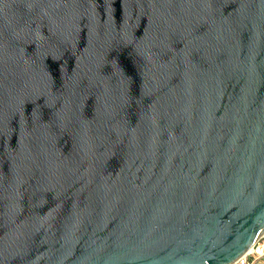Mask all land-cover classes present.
Masks as SVG:
<instances>
[{
  "label": "water",
  "instance_id": "obj_1",
  "mask_svg": "<svg viewBox=\"0 0 264 264\" xmlns=\"http://www.w3.org/2000/svg\"><path fill=\"white\" fill-rule=\"evenodd\" d=\"M264 235V0H0V264H234Z\"/></svg>",
  "mask_w": 264,
  "mask_h": 264
},
{
  "label": "built area",
  "instance_id": "obj_2",
  "mask_svg": "<svg viewBox=\"0 0 264 264\" xmlns=\"http://www.w3.org/2000/svg\"><path fill=\"white\" fill-rule=\"evenodd\" d=\"M234 264H264V235L255 243L251 252L241 257Z\"/></svg>",
  "mask_w": 264,
  "mask_h": 264
},
{
  "label": "bare ground",
  "instance_id": "obj_3",
  "mask_svg": "<svg viewBox=\"0 0 264 264\" xmlns=\"http://www.w3.org/2000/svg\"><path fill=\"white\" fill-rule=\"evenodd\" d=\"M252 248H253V246L249 249L248 253L251 252ZM248 253H247V254H248Z\"/></svg>",
  "mask_w": 264,
  "mask_h": 264
}]
</instances>
